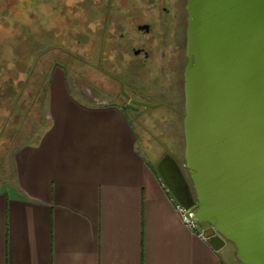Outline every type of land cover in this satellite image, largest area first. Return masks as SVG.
<instances>
[{"label": "crops", "instance_id": "0c3cea01", "mask_svg": "<svg viewBox=\"0 0 264 264\" xmlns=\"http://www.w3.org/2000/svg\"><path fill=\"white\" fill-rule=\"evenodd\" d=\"M89 99L49 80L48 124L0 188V264H229L181 222L129 112Z\"/></svg>", "mask_w": 264, "mask_h": 264}, {"label": "water", "instance_id": "95a60500", "mask_svg": "<svg viewBox=\"0 0 264 264\" xmlns=\"http://www.w3.org/2000/svg\"><path fill=\"white\" fill-rule=\"evenodd\" d=\"M186 11L188 177L169 152L155 170L215 251L229 242L239 263L264 264V0H187Z\"/></svg>", "mask_w": 264, "mask_h": 264}, {"label": "flooded vegetation", "instance_id": "af4514ba", "mask_svg": "<svg viewBox=\"0 0 264 264\" xmlns=\"http://www.w3.org/2000/svg\"><path fill=\"white\" fill-rule=\"evenodd\" d=\"M76 4L75 0H68V3L65 0H0V21L8 23L9 28L19 29L18 34H11L16 40L15 44H22L25 48L27 39L36 42L38 50L35 57L39 64L41 81L44 75L50 80L58 69L64 72L67 67L71 72L75 65V44L84 39L76 40ZM79 5L82 6L81 13L86 15L88 20L101 15L117 18L119 75L122 76L124 72L132 69V77L127 78L125 82L119 76V104L126 111L138 114L146 107L133 105L134 109H137H129L130 101L147 104L145 99L149 94L158 98L150 105H155L167 113L182 112L183 115V74L187 65V0H84L79 2ZM49 10L54 20L50 29L44 24L45 12ZM33 21H36L35 25L32 24ZM33 27L35 33H31L34 31ZM47 31L52 33L48 35ZM46 35L50 37L49 45L48 42H42ZM13 45L11 44L9 49L12 57L8 60L0 58V68H4L3 71L0 69V106L5 105L6 92L11 95L8 92L12 87L10 76L12 68L16 70L17 62ZM29 73L33 74V70ZM139 83H145L147 91L138 87ZM125 87L129 92L125 93ZM20 93L21 91L19 95ZM81 93L85 97L94 98L88 86L81 88ZM10 120L11 117L8 119L9 123ZM178 164L183 174L188 177L184 166L179 162Z\"/></svg>", "mask_w": 264, "mask_h": 264}, {"label": "rangeland", "instance_id": "374dc122", "mask_svg": "<svg viewBox=\"0 0 264 264\" xmlns=\"http://www.w3.org/2000/svg\"><path fill=\"white\" fill-rule=\"evenodd\" d=\"M81 1L84 0H75L77 3L75 15L76 40L84 39L75 44L76 62L74 67L71 68L72 71H68L67 67L64 68L69 90L81 97L83 101L88 102L91 99L81 93V88L88 86L93 92L94 98H96L95 103L101 104L108 101L119 104V76L125 82L127 78L132 77V69L127 70L124 74L122 73V76L119 75L117 18L116 16L103 17L101 15L88 20L87 16L81 13L82 6L79 5ZM65 2L68 3V0H65ZM49 3L51 4V2ZM35 22L33 21L32 24L35 25ZM44 24L48 29L54 24L50 10L45 12ZM18 30V28H9L8 23L5 24L4 21H0V58L2 60L11 58L12 55L9 49L12 47L11 44H14L13 54L17 61L16 70L13 67L10 76L12 87L8 89V92L11 95L6 92L5 105L0 106V188L11 177L12 158L15 150L24 144L35 142L48 124L44 108L49 77L44 75V70V78L41 81L40 68L35 57L38 50L35 41L31 42L27 39L25 48L22 44H15L16 40L13 34H18ZM31 33H35V30ZM46 33L49 35L52 32L47 31ZM79 35L81 36L78 38ZM48 38L50 37L46 35L43 37L42 42H48ZM47 45H49V42ZM24 60H27V62H24ZM0 69L3 71L4 68ZM31 69L33 74L29 73ZM138 87H143L147 91L145 83H139ZM124 89L125 93L129 92L127 87ZM135 100L138 99L135 98ZM157 100L158 98L149 94L145 99L148 102L147 104H153ZM182 110L183 99H181ZM129 115L138 136L137 149L152 168L165 152H169L181 166H184L182 112L171 114L158 107H153L142 108L138 114H133L130 111ZM6 117L7 119H5ZM9 117H11L10 123L8 122ZM201 226L207 227L205 224H201ZM225 247L226 261L229 264H241L237 260L235 247L229 242L226 243Z\"/></svg>", "mask_w": 264, "mask_h": 264}, {"label": "built area", "instance_id": "2783aa9c", "mask_svg": "<svg viewBox=\"0 0 264 264\" xmlns=\"http://www.w3.org/2000/svg\"><path fill=\"white\" fill-rule=\"evenodd\" d=\"M175 207H176L177 212L180 215L181 222L183 223V225L197 238L205 240V235L209 233L210 231L208 227L205 232L200 230L201 224L195 223L194 214L196 213V209L191 208L189 210H185L184 208H182L180 205L176 203H175Z\"/></svg>", "mask_w": 264, "mask_h": 264}, {"label": "trees", "instance_id": "16d2710c", "mask_svg": "<svg viewBox=\"0 0 264 264\" xmlns=\"http://www.w3.org/2000/svg\"><path fill=\"white\" fill-rule=\"evenodd\" d=\"M153 169V171H154V173L157 175V173H156V170H155V166H154V168H152ZM158 176V175H157ZM207 235V234H206Z\"/></svg>", "mask_w": 264, "mask_h": 264}]
</instances>
